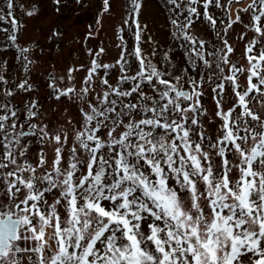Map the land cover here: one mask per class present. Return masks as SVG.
Returning <instances> with one entry per match:
<instances>
[{
  "label": "snow or ice",
  "instance_id": "obj_1",
  "mask_svg": "<svg viewBox=\"0 0 264 264\" xmlns=\"http://www.w3.org/2000/svg\"><path fill=\"white\" fill-rule=\"evenodd\" d=\"M110 7L103 0L101 11ZM164 7L183 66L177 70L171 49L160 50L141 22L143 0H129L117 59L105 62V48H89L88 65L49 75L55 99L80 105V119L68 117L73 127H53L35 97L24 104L26 123L18 116L12 97L35 86L26 78L34 46L19 44L16 11L32 16L36 6L3 0L0 22L10 30L0 47L17 49L25 78L10 80L7 60L0 65V264H264V114L249 102L264 95V0H250L234 19L221 0ZM241 11L251 13L248 23ZM201 20L219 44L196 32ZM236 22L255 33L245 46L243 87L227 38ZM80 69L86 74L77 84ZM32 138L51 146L50 162L44 147L30 155ZM46 226L54 228V248Z\"/></svg>",
  "mask_w": 264,
  "mask_h": 264
},
{
  "label": "rangeland",
  "instance_id": "obj_2",
  "mask_svg": "<svg viewBox=\"0 0 264 264\" xmlns=\"http://www.w3.org/2000/svg\"><path fill=\"white\" fill-rule=\"evenodd\" d=\"M165 3V0H143V9L140 14L142 23H146L149 33L154 37L155 43L159 45L160 50H169L173 52L177 63V70L184 64L183 50L177 47L170 35L171 25L168 23L167 9L159 2ZM223 4L228 5L227 16L235 18L238 9H244L250 0H221ZM3 0H0L2 5ZM17 3H23L26 6L35 5L36 14L28 16L16 11L17 18L23 24L19 31L18 42L21 46L31 42L34 46V52L30 56L33 64L28 70L27 79L35 87L28 93L19 92L12 97L13 102L17 105L18 116L21 123H26L24 104L31 98L35 97L40 103V116L43 122L49 123L53 127L67 126L68 117L79 120L78 102L70 101L67 97L60 100L55 99L50 94L47 87L49 75L55 74L60 76L67 73L70 66L78 67L79 65H88L90 56L88 49L99 50L101 47L106 51L102 55L105 62H112L118 58L121 44L118 39L117 29L122 25L123 20L127 17L129 0H110V10L102 12L103 0H60L59 4L55 0H17ZM202 7V6H201ZM211 11L217 19H227L224 9L212 7ZM240 15L244 23L250 20V12L241 11ZM99 20V23H98ZM244 23L236 22L227 33L229 42L235 48V54L231 56L232 61L238 67L242 66V71L238 73V80L241 86H244L247 76L248 63L244 56L245 46L255 35L252 30L246 29ZM3 29H9L7 21L0 22V44L6 42V33ZM56 30L54 34L53 30ZM196 32L203 35V38L210 43H220L219 38L212 32L211 27L203 20L198 21L195 25ZM220 31V26L217 27ZM89 33H92L89 35ZM246 33L243 39L241 34ZM125 39L128 41L129 51H131L132 36L125 26ZM7 60V76L10 80L25 78V71L22 59L18 58L15 47H0V65ZM3 69H0L2 71ZM86 74L83 69L76 73V82H82V77ZM116 74L113 73L111 79L114 81ZM97 90L102 91V86L97 80ZM230 92V89H229ZM232 99L229 95L224 106L228 107ZM264 95L253 93L249 97V102L254 111L264 114ZM204 104L210 112L214 108L212 93L206 89ZM207 117L205 120L207 121ZM219 125V120L215 124H209L212 134L215 136V129ZM44 147L51 161L52 150L47 144H40L38 140L32 138L30 155L38 154L39 149ZM235 175V173H233ZM51 201L52 197H48ZM6 211L0 208V212ZM14 211V209H13ZM54 228L46 226L45 239L51 247H55L56 240L53 238Z\"/></svg>",
  "mask_w": 264,
  "mask_h": 264
},
{
  "label": "trees",
  "instance_id": "obj_3",
  "mask_svg": "<svg viewBox=\"0 0 264 264\" xmlns=\"http://www.w3.org/2000/svg\"><path fill=\"white\" fill-rule=\"evenodd\" d=\"M163 6H164V3L162 1H159Z\"/></svg>",
  "mask_w": 264,
  "mask_h": 264
}]
</instances>
